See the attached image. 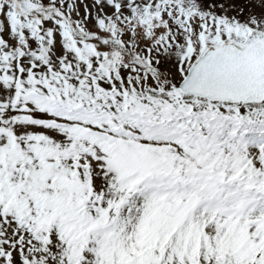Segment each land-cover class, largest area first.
<instances>
[{
    "label": "snow or ice",
    "instance_id": "1",
    "mask_svg": "<svg viewBox=\"0 0 264 264\" xmlns=\"http://www.w3.org/2000/svg\"><path fill=\"white\" fill-rule=\"evenodd\" d=\"M0 264H264V0H0Z\"/></svg>",
    "mask_w": 264,
    "mask_h": 264
}]
</instances>
